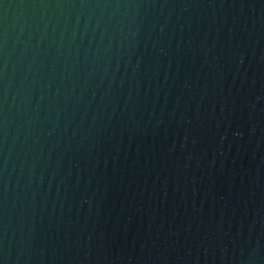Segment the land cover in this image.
I'll use <instances>...</instances> for the list:
<instances>
[{"label":"water","instance_id":"1","mask_svg":"<svg viewBox=\"0 0 264 264\" xmlns=\"http://www.w3.org/2000/svg\"><path fill=\"white\" fill-rule=\"evenodd\" d=\"M203 0H0V264H23Z\"/></svg>","mask_w":264,"mask_h":264}]
</instances>
